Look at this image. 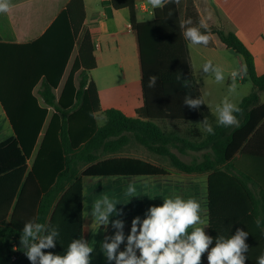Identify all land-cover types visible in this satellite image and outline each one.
<instances>
[{"label":"trees","instance_id":"obj_1","mask_svg":"<svg viewBox=\"0 0 264 264\" xmlns=\"http://www.w3.org/2000/svg\"><path fill=\"white\" fill-rule=\"evenodd\" d=\"M142 0H111L115 10L129 9L137 40L143 106L137 118L116 108L104 112L88 71L96 68L93 46L85 35L59 99L54 91L64 78L86 18L84 0H71L46 33L33 43H0V102L14 129V137L0 143V264H30L20 243L25 222L58 226L56 247L45 251L64 254L73 238L84 237V178L160 176L166 172L135 158L110 157L132 140L153 154L169 159L177 172L188 175L211 173L208 181V232L229 235L230 212L222 208L224 194L215 192V173L249 141L264 122V75L235 32L209 27L221 42L240 55L255 91L245 97L234 113L239 127H213L215 135L203 137L197 129L168 131L160 121L175 125L198 121L207 112L183 103L186 95L199 98L192 74L188 46L183 38L176 3L154 10L152 21L139 22L136 3ZM249 43L264 35V0H213ZM204 31V29H201ZM78 88L74 87L75 75ZM157 76L154 88L149 76ZM181 79H178V76ZM190 80L185 87L184 80ZM41 83L38 96L34 90ZM202 108L204 111L202 112ZM54 114L50 118L51 110ZM50 118V119H49ZM176 151V153L173 152ZM204 152L201 161L184 162L188 152ZM32 164L29 165V162ZM214 246V245H213Z\"/></svg>","mask_w":264,"mask_h":264},{"label":"crops","instance_id":"obj_2","mask_svg":"<svg viewBox=\"0 0 264 264\" xmlns=\"http://www.w3.org/2000/svg\"><path fill=\"white\" fill-rule=\"evenodd\" d=\"M10 2L12 5L10 10L7 13L0 14V43L25 45L41 38L66 9L71 0H10ZM84 3L86 18L79 33L66 74L54 93L59 99L78 56L81 43L85 35L88 34L97 63L96 68L88 71L89 82H94L98 90L101 111L97 115V120L99 125L103 126L106 123L104 112L110 109L103 108V103L117 102L119 100V98L116 99L117 96L125 93L129 95L131 90L141 87L138 46L130 23L129 9L115 10L112 7L111 0H84ZM176 4L181 21L191 18L193 21L192 26H198L203 19L209 27L222 29L226 32H235L253 55L257 74L260 76L264 75V35L253 43H249L213 0H179V3ZM153 12L154 9L148 0L136 3V15L139 22L152 21L154 18ZM148 14L152 17L150 20L145 19ZM186 43L189 47L187 41ZM197 48L202 55H218V51L229 50L221 42L218 35L213 33H211V41L207 47L197 46ZM239 63L240 68L244 67L243 60H239ZM82 70H79L75 75V88H78L79 76ZM210 79L213 80V77L210 76ZM247 79V75H243L242 77H237L236 81L241 84L246 82ZM227 83H233L230 77H228ZM40 88L41 83L35 88L34 95L38 98L40 104L44 105L43 100L38 96ZM254 91L255 88H253ZM259 97L261 104L264 103V92H260ZM244 98L234 104L239 106ZM204 103L207 112L200 114V119L198 120L200 126L191 128L197 129L203 137L208 134L204 128L205 120L212 128L218 124L216 109L218 105H221L218 102V98L216 96L212 97V95L206 96ZM142 106L143 103L138 106L126 105L116 109L121 110L129 118H137V110ZM53 114L54 110H51L50 118ZM0 119V132L3 129L10 130L13 135L9 139L14 137V129L1 102ZM163 125L165 130L174 131L171 129H174L175 123L167 122ZM173 152L176 153L175 150ZM194 153L188 152V154L183 155V158H180L187 163L196 159L201 161L204 152H197V157L194 156ZM110 157L135 158L159 167L166 172V174L160 176L116 177V179L131 178L136 183V187H141L142 190L150 187L153 194H137L138 198H125L123 194H111L112 187L103 192V194L118 198L122 204L127 203L131 199L127 205H117L118 209H123V216L110 218L124 220L126 236L130 231L132 220L126 215L127 212H132L128 208H134V210H137V208L148 209L150 205L162 204L163 197L169 195H180L185 199L195 197L201 202L204 209L202 215L205 217L208 214L207 194L211 173L200 175L181 174L176 171L169 159L151 153L133 140L125 145L118 155ZM184 158H189V160ZM215 177V192L216 194H224L221 202L222 208L228 210L231 216L228 228L229 235L234 234L237 228L249 232L246 240L249 245L246 264H256V258L264 251V234L261 233V230L264 229V122L256 129L253 135H250L249 141L244 145L242 151L237 153L229 164L223 165L220 171L217 172V176L215 173ZM176 178L192 183L195 180L201 182L202 194L197 192L188 194L184 190L178 192L176 190ZM195 186L197 185L195 184ZM103 194H88V208L87 212L85 209L84 213V238L95 246L92 260L94 264H108L100 252L99 242L104 239L105 234L112 235L115 231L109 226L107 233H105L104 228L101 227L99 229L89 215L92 203ZM256 219L261 221L260 227L256 226ZM205 231L209 234L208 227ZM123 248L124 245H121L120 250H123ZM204 258L206 259V256Z\"/></svg>","mask_w":264,"mask_h":264},{"label":"clouds","instance_id":"obj_3","mask_svg":"<svg viewBox=\"0 0 264 264\" xmlns=\"http://www.w3.org/2000/svg\"><path fill=\"white\" fill-rule=\"evenodd\" d=\"M155 10L163 8L169 3H179V0H148ZM12 7L10 0H0V14L7 13ZM191 18L180 22L182 35L190 47H207L211 41V31L205 20L198 26H192ZM204 29V31H201ZM204 75H211L217 84L225 82V72L222 67L211 60H206L200 66ZM246 75V68L241 67L229 74L233 82L229 87L235 91L237 77ZM181 79L179 75L177 77ZM157 76L150 75L148 87L154 88ZM190 80H184L185 87ZM183 103L189 108L197 109L204 104L203 98L185 96ZM217 122L223 127H239V120L234 113H242V109L227 100L217 106ZM207 133L215 135V130L204 122ZM125 198L137 197V187L129 183L123 193ZM154 199V198H153ZM131 200V199H130ZM122 204L114 196L103 194L91 206L89 215L93 223L104 228L105 233L109 226L114 229L112 235H104L99 242L100 252L108 264H246L249 245L246 243L249 232L237 228L234 234H218L213 237L206 233L208 220L202 215L204 209L195 197L187 199L180 195L163 197L162 204L150 205L144 217L136 216L131 220L130 231L125 235V222L123 219L111 217L123 216V209L117 205ZM33 218L25 222L20 235V243L30 264H92L95 246L90 244L83 236L73 238L68 244L64 254H55L54 249L60 231L58 226L38 222ZM257 227L261 221L255 220ZM264 234V229L261 230ZM97 243V242H96ZM121 245H124L123 250ZM214 245V246H213ZM256 264H264V251L256 258Z\"/></svg>","mask_w":264,"mask_h":264},{"label":"rangeland","instance_id":"obj_4","mask_svg":"<svg viewBox=\"0 0 264 264\" xmlns=\"http://www.w3.org/2000/svg\"><path fill=\"white\" fill-rule=\"evenodd\" d=\"M152 17L150 14L146 16L145 19L150 20ZM189 51V58H190V64L192 67V74L194 76L198 92H199V98H203L205 100L206 96L212 95L216 96L218 98V102L222 104V101L227 100L231 103H235L236 101H240L243 97H246L250 95L253 92V84L252 82L247 79L246 82L239 84L238 81L235 82V91L230 90V85L227 83V79L229 74L232 70L240 68L239 60H242L241 56L236 54L235 52L231 50L224 51H218V55H207V54H200L198 52L197 46L188 47ZM206 60L213 61L214 64L220 66L223 68L225 72V82L221 84H217L214 80L210 79L211 75H204L202 73V70L200 66L202 63ZM119 100L117 102L112 103H103V108H118L121 106H138L143 103L142 98V92L141 87H137L133 90H131V93L129 95L123 94L120 96H117L116 99ZM204 104H202L200 107H203ZM52 110V109H51ZM53 111V110H52ZM204 111V108H202V112ZM1 120V119H0ZM101 121V120H100ZM171 122L176 123L175 121H160L158 122V125L161 127H164V123ZM186 125L178 124L177 126H174V129L171 130H179L184 131L185 129L189 128H196L200 126L199 121H189L186 122ZM188 126V127H187ZM13 133L9 130L3 129L2 132H0V142L5 141L6 139H9ZM194 156H198V153H194ZM184 157V156H180ZM186 160H189V158H184ZM32 164V161L29 162V165ZM126 183V185H124ZM129 183H133L136 185V183L131 178H121L116 179V177L112 178H84V186H85V209L87 212L88 208V194H103L104 191L108 190L110 187H112L111 194H123L126 186ZM195 184L197 186H195ZM195 187V189H194ZM196 187L198 188L196 190ZM176 190L178 192L185 191L188 194H193V192H197L198 194H202V188H201V182H198L195 180L194 183L189 181H183L181 179L176 178ZM137 194H153L151 191V188L148 187L146 190H142L141 187H137ZM146 197V196H144ZM149 197V196H148ZM132 212H127L126 215H128L131 219H133L136 216H140L141 218L144 217V214L147 210V208H137V210L128 208ZM128 210V211H129ZM127 211V209H125ZM208 220V214L205 216ZM92 264L94 262L92 261ZM204 264H207V260L204 258Z\"/></svg>","mask_w":264,"mask_h":264}]
</instances>
